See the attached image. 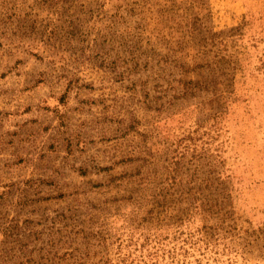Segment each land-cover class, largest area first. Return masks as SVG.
Listing matches in <instances>:
<instances>
[{
	"label": "rangeland",
	"instance_id": "obj_1",
	"mask_svg": "<svg viewBox=\"0 0 264 264\" xmlns=\"http://www.w3.org/2000/svg\"><path fill=\"white\" fill-rule=\"evenodd\" d=\"M0 264H264V0H0Z\"/></svg>",
	"mask_w": 264,
	"mask_h": 264
}]
</instances>
